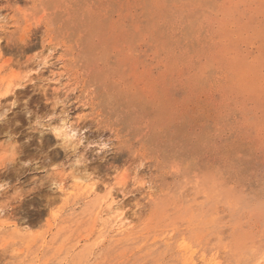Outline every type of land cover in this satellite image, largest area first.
I'll use <instances>...</instances> for the list:
<instances>
[{
  "label": "rangeland",
  "instance_id": "374dc122",
  "mask_svg": "<svg viewBox=\"0 0 264 264\" xmlns=\"http://www.w3.org/2000/svg\"><path fill=\"white\" fill-rule=\"evenodd\" d=\"M0 15V152L9 130L18 145L0 180L65 177L0 216V264H264V0H0Z\"/></svg>",
  "mask_w": 264,
  "mask_h": 264
},
{
  "label": "clouds",
  "instance_id": "9594fccd",
  "mask_svg": "<svg viewBox=\"0 0 264 264\" xmlns=\"http://www.w3.org/2000/svg\"><path fill=\"white\" fill-rule=\"evenodd\" d=\"M7 24V20L3 15H0V30H3L4 26ZM54 54L52 52L48 53V56H53ZM48 57L46 56L44 58V63L47 65ZM27 79V77H25ZM29 116L32 115L31 112L28 113ZM7 118V112L0 113V123H3ZM31 126L33 128L40 127V120L38 118H35L33 121H31ZM8 136V144L11 146L8 150L0 152V170H3L4 167L7 164H10L14 162L17 159V149L18 145L14 142V134L9 130V132L6 134ZM55 137L58 141H61V137L59 136V129H57L54 133ZM84 143V140L78 141L75 149L79 148ZM60 146V143H59ZM108 147V144L106 143H100L99 144V150L102 151ZM85 153H81L79 157H77L74 161V164H71V168H79L81 165L86 163V159H84ZM38 164V161L34 159L26 160L21 163V167H29V166H35ZM144 166L143 163L140 164V168ZM73 175L75 176V182L76 183H86L90 180L95 179L94 174L91 172H83L82 174L77 175L73 171ZM48 181L54 189L61 191L64 186V180L65 177H63L60 174V165L57 166L56 169H48L46 171V175L43 179H39L36 177H33V183L31 187H28L26 189L17 187L13 184H11L8 180H0V216H5L6 212H8L13 207V202H19L23 199V197L27 193L33 192L37 186L42 185L44 182ZM19 183V180L16 182ZM9 188H14V190L8 194Z\"/></svg>",
  "mask_w": 264,
  "mask_h": 264
},
{
  "label": "bare ground",
  "instance_id": "6f19581e",
  "mask_svg": "<svg viewBox=\"0 0 264 264\" xmlns=\"http://www.w3.org/2000/svg\"><path fill=\"white\" fill-rule=\"evenodd\" d=\"M62 134L64 135V137H63L64 139H67L68 138V133L66 131H64Z\"/></svg>",
  "mask_w": 264,
  "mask_h": 264
}]
</instances>
